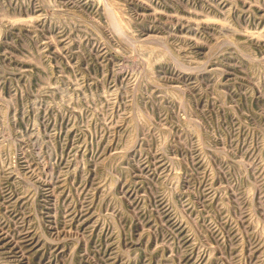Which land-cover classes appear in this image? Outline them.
I'll return each mask as SVG.
<instances>
[{
  "label": "rangeland",
  "instance_id": "rangeland-1",
  "mask_svg": "<svg viewBox=\"0 0 264 264\" xmlns=\"http://www.w3.org/2000/svg\"><path fill=\"white\" fill-rule=\"evenodd\" d=\"M0 264H264V0H0Z\"/></svg>",
  "mask_w": 264,
  "mask_h": 264
}]
</instances>
